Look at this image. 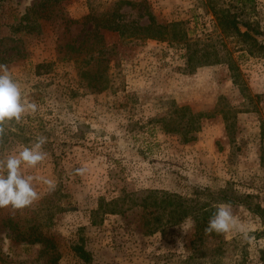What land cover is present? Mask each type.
<instances>
[{"label":"rangeland","instance_id":"1","mask_svg":"<svg viewBox=\"0 0 264 264\" xmlns=\"http://www.w3.org/2000/svg\"><path fill=\"white\" fill-rule=\"evenodd\" d=\"M227 1L0 0V64L37 104L5 125L0 159L47 137L46 159L23 171L56 185L0 208V264H264V217L248 207L264 209V50L221 32L210 3ZM236 5L264 44V0ZM148 13L209 60L188 65L184 39L145 37ZM181 106L202 113L188 141L162 124ZM181 198L207 218L231 203L245 232L194 243Z\"/></svg>","mask_w":264,"mask_h":264},{"label":"clouds","instance_id":"2","mask_svg":"<svg viewBox=\"0 0 264 264\" xmlns=\"http://www.w3.org/2000/svg\"><path fill=\"white\" fill-rule=\"evenodd\" d=\"M37 110L35 102H27L22 93L19 82L15 81L5 64H0V139L6 134L5 125L9 122H19L25 113H34ZM47 137L39 136L29 147L25 146L17 154L0 159V208L12 206L23 208L30 206L39 199L37 183L43 182L50 191L55 190V182L40 176L25 175V167H36L42 163L47 153L43 146ZM85 168L76 170L83 174ZM36 182V183H34ZM206 232L224 234L229 232L244 233V226L234 214L231 203H222L209 218Z\"/></svg>","mask_w":264,"mask_h":264},{"label":"trees","instance_id":"3","mask_svg":"<svg viewBox=\"0 0 264 264\" xmlns=\"http://www.w3.org/2000/svg\"><path fill=\"white\" fill-rule=\"evenodd\" d=\"M240 0H228L224 4H211L210 8L212 10V14L214 15L218 27L221 29V32L229 37H237L239 42L241 44H244V47H247L248 49H251V47L259 48L264 50V44L259 43V41L255 38L258 34H260L259 28L256 26L254 21H251L250 19L243 20L242 17L246 15V11L244 7L236 5V3H239ZM148 19H149V27L152 30L154 28L155 30L152 31L153 33H149L147 27L142 28V30H147L146 36H149L151 34V37H157V38H163L162 36L164 34H171L175 38L184 39L185 47L187 49L186 52V61L188 65H193L194 63H201L206 62L209 60L210 52L207 51L206 53L199 54L198 50L194 48L193 42L190 40H187L186 32L185 31H175L176 27L180 25L179 22H170L166 24H158L156 23L154 16L151 13H148ZM105 27L112 30H120L121 25L114 24H106ZM241 27H244V30L241 29ZM175 29V30H174ZM227 64L229 69L232 71L236 70V66H234L233 59L229 56L227 59ZM46 67L47 64H38L36 68L40 67ZM179 111H182V117L175 118L171 116L170 118H164L162 121V124L164 125V128L167 132H179L184 141H188L190 139H193L194 136L191 135L193 132L197 131L200 127V120L202 118V113H192L188 110L187 106H181L178 107ZM187 114L188 117H185V114ZM186 199L181 198V201L178 202L181 208L182 217H186L188 215L193 216V218L197 221L196 226L194 229V243L198 242V245H204L206 244V241L209 238L216 239L221 236V234H217L215 232L209 233L205 231V228L207 227L209 218L206 217V211L202 215H198L199 213L196 212V208L194 205H188L185 201ZM248 207L251 210H255L259 214V216L264 217L263 211L260 206H256L255 208ZM211 217V216H209ZM10 221V219L8 220ZM16 226V224H13ZM24 233V232H23ZM22 234V233H21ZM24 239L31 240V241H41L43 244H46V242H50V238L46 236H23ZM46 246V245H45ZM72 250L75 252V254L81 258L84 262L89 263L91 261V255L90 252L84 247V244L81 242H77L72 245ZM57 258V257H56ZM55 259H53L54 261Z\"/></svg>","mask_w":264,"mask_h":264}]
</instances>
